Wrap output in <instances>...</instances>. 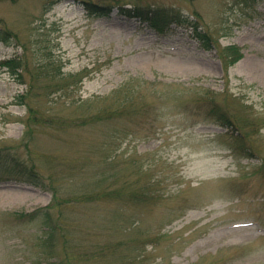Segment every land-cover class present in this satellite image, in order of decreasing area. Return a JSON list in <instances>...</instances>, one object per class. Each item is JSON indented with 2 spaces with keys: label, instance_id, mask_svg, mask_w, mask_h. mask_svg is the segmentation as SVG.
<instances>
[{
  "label": "rangeland",
  "instance_id": "374dc122",
  "mask_svg": "<svg viewBox=\"0 0 264 264\" xmlns=\"http://www.w3.org/2000/svg\"><path fill=\"white\" fill-rule=\"evenodd\" d=\"M119 1L0 0V264H113L137 238L138 264H264V0H141L198 27L162 32ZM28 90L52 120L30 131ZM123 183L162 195L78 199ZM49 205L54 226L20 218Z\"/></svg>",
  "mask_w": 264,
  "mask_h": 264
},
{
  "label": "trees",
  "instance_id": "16d2710c",
  "mask_svg": "<svg viewBox=\"0 0 264 264\" xmlns=\"http://www.w3.org/2000/svg\"><path fill=\"white\" fill-rule=\"evenodd\" d=\"M103 1H105V0H78V2L82 3L90 13L103 14V15L110 14V12L112 11L115 4L120 2L119 0H109V1H112V4H109V3L103 2ZM256 1L257 0H251V1L250 0H243V3L248 2L249 5H254ZM129 2L131 3L130 7H123L122 5H119L122 13H124L128 16H131V17H137V18L146 20L151 25V27H153L154 29H156L160 32L164 31L172 23H176L178 25H184V26H186V25L191 26L195 29L198 28L196 22H194L193 19L190 18L191 15H186L181 10H178L176 8L161 6V5H148V4L145 5L142 3L141 0H130ZM198 35L203 39L205 38L204 40L208 39V36L201 35V33H198ZM0 38L7 40V41H10L13 39H17L18 35L13 33L12 31H10L7 28L0 26ZM47 59H48V57H47ZM17 60H19V62ZM7 65L9 67H11L13 73L17 74V76L20 78L22 76V72L19 70L23 69V68L27 69L28 61L25 60L23 62V61H20V58L19 59L16 58V59L8 61ZM37 65L39 67L38 70H40L39 72H41L42 74H48L50 72V70H46V68L48 67L47 61L43 62V63H38ZM58 72H61V70H59ZM55 75H56V73L53 74V76H55ZM62 87H65V86H62ZM57 91H59V90H57ZM29 93L30 92L28 90L26 93L21 94L19 97H20L21 103H26V105L28 106L29 112H30V117L26 123L27 128L30 131V128L32 129V127H33L32 126L33 123L34 124H36V123L44 124V123H47V121L49 123L52 120H49V117L46 118L45 120L43 117H41V119H39L40 118L39 115L31 116L32 115L31 110L33 109V105H31V103L28 101V96L30 95ZM124 105H125V102H124ZM103 110H104V114H107V113L112 114V112L110 111L111 109L109 110L108 108H104ZM50 118H52V117H50ZM42 119L44 121H42ZM82 124L85 125L84 121H82ZM6 155H9V154H6ZM6 155L0 154V161H3ZM115 159H117V156L112 157L113 163H114ZM15 160H16V158L11 157V162H13ZM4 162H8V161H4ZM111 186H114V187H111ZM127 188H128V185L126 183H123L120 186L116 185V184L110 185V186H107L105 188H102L101 193L99 195L93 191L87 192V193H81V195H78V199L80 200V198H81L82 200L83 199L95 200V199L99 198V196L118 199L122 195H125V197L128 196L131 199L135 198V200L137 199V201L142 200L146 203H151L154 201H158L157 198L162 195V193L159 190L154 189V188L151 192H148L147 190H140V188H138V190L133 189L131 191L126 192ZM139 198H140V200H138ZM51 208H52V205H49L45 209H41L40 210L41 212L40 211H33L30 213H24L23 216L20 218H22L23 220L26 219L29 221H34L36 218L45 217L46 224H48V226L51 227V224L54 226V219L52 216ZM39 213L41 214L40 216L38 215ZM30 218H32V219H30ZM138 226H139V218L131 216L129 223L127 224L126 229L127 230H133V229H136ZM54 231H55V228H54ZM53 235L54 234H52V237H53ZM151 239L153 241H156L155 239H157V238H155V239L151 238ZM131 241H133V240H131ZM135 241L137 242V244H136L137 247H136L135 251L130 253V254H127V255L121 254V249L125 243L124 241H122V239L110 241L109 244L105 245L104 248H108V250H106V252L110 253L112 255V257H114L113 264H127V263L131 264L132 261H136L133 264H138V263H141L142 260H144L145 250L143 251V246H144V243L146 241H145V239L142 240V238H140V239L137 238V239H135ZM78 249H79V246H78ZM81 249L82 248H80V250ZM100 251L105 252L104 250H100ZM78 253H79V251H78ZM84 255H86V253H84ZM51 264H58V263L56 261H54Z\"/></svg>",
  "mask_w": 264,
  "mask_h": 264
}]
</instances>
